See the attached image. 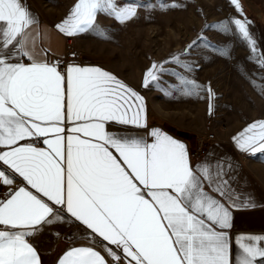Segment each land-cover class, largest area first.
Masks as SVG:
<instances>
[{
	"label": "snow or ice",
	"instance_id": "1",
	"mask_svg": "<svg viewBox=\"0 0 264 264\" xmlns=\"http://www.w3.org/2000/svg\"><path fill=\"white\" fill-rule=\"evenodd\" d=\"M231 3L240 10L238 0ZM140 6L78 0L57 29L68 36L98 30V14L123 23ZM232 23L255 52L247 21ZM36 24L22 0H0V146L9 149L0 152V162L41 194L25 186L0 201V264H41L27 237L50 222L52 205L64 206L92 233L122 250L125 259L131 258L127 264H233L230 208L251 205L225 206L205 190L215 186L220 196L227 195L222 169L218 166L213 174L207 164L193 168L185 145L159 130L150 133L152 143L108 133L105 122L110 121L146 127L142 98L99 68L69 66L65 75L56 65L35 59L28 48H35L31 29ZM21 55L31 63H20ZM162 71L153 64L145 86ZM180 79L184 85L193 83ZM66 122L73 125L67 136ZM50 133L53 137L43 141L46 150L19 143ZM235 140L242 151L264 152V121L249 125ZM0 182L11 185L13 178L0 171ZM262 240L238 237L242 254L235 264H257L258 258L264 264ZM106 250L114 261L121 259ZM58 264L106 261L93 248L79 247L66 251Z\"/></svg>",
	"mask_w": 264,
	"mask_h": 264
},
{
	"label": "rangeland",
	"instance_id": "2",
	"mask_svg": "<svg viewBox=\"0 0 264 264\" xmlns=\"http://www.w3.org/2000/svg\"><path fill=\"white\" fill-rule=\"evenodd\" d=\"M26 1L56 18L74 0ZM124 2L141 5L134 18H110L98 30L72 38L69 48L80 62L88 50L96 52L140 88L155 121L188 132L196 144L207 130L218 135L264 117V0H238L240 10L231 0L118 1ZM237 19L247 21L255 52L232 23ZM153 64L163 71L145 86ZM180 78L193 83L184 85Z\"/></svg>",
	"mask_w": 264,
	"mask_h": 264
},
{
	"label": "crops",
	"instance_id": "3",
	"mask_svg": "<svg viewBox=\"0 0 264 264\" xmlns=\"http://www.w3.org/2000/svg\"><path fill=\"white\" fill-rule=\"evenodd\" d=\"M118 1L119 0H117V2ZM22 2L38 21V24L34 25L31 29L32 35L36 37L35 48L33 49L31 45H29L28 48L35 59L56 65L58 70L65 75L69 66L99 68L116 77L117 80L142 98L144 111L141 113V119L146 122V127L138 128L134 125H121L114 121H110L105 122V130L108 133L125 137H142L148 143H152L154 138L150 133L153 130H159L163 134L185 145L190 165L193 168L207 164L213 174L218 166L222 169V176L228 182L227 195L220 196L216 192L215 186L211 189L206 186L205 190L208 191L210 195L221 200L225 206H229L232 202L242 205H251L250 207L230 208L232 213V227L227 231L231 238V259L233 264H235L237 254H242V249L239 248L237 243L238 237H264V166H262L264 152L242 151L238 147L235 138L254 122L264 121V117L248 121L236 129H232L230 132L225 133V131H220L218 133L220 139L212 141L203 156L198 158L194 157L192 155V149L196 144L195 138L187 134L188 132H176L165 124L155 121L150 114L148 100L140 88L133 82L119 75L114 69L104 64L98 59L96 52L93 53L91 50H88L84 53L79 64H69L66 67L59 65V61L66 54L67 39L78 38L92 31L89 30L87 32L68 36L57 29V25H60L69 16L73 6L78 0H74L68 8L56 18L47 17L26 0H22ZM124 3L128 4L130 2ZM110 18L113 17H109L105 14H98L95 24L98 26L102 21H108ZM19 62L25 65L31 63L28 57L23 55L19 56ZM133 101L134 98H132L129 103ZM135 110L134 108L133 111ZM130 115L131 112H129V116ZM63 126L65 127V133H63V135H71L72 133H70L68 129L73 125L66 122ZM53 135L54 134L50 133L47 137L26 138L19 143L21 145L32 144L38 149L46 150L47 145H45L43 141L46 138H52ZM80 136L81 138H87L84 137L83 134H80ZM38 141L41 143L37 144ZM7 150H9L7 147L0 146V152ZM0 171H4L9 177L13 178V183L11 185H5L0 182V201L6 200L11 193L25 186L34 194L38 196L41 195L36 193L35 189H31L30 185H26V181H24L22 177L13 173L11 169H9L7 165H3L2 162H0ZM229 197H231V200ZM44 199L46 200L47 198L45 197ZM49 204L51 205V202H49ZM52 206L54 208V215L49 218L50 222L39 225L38 231L27 237L28 242L36 249L41 264H58L59 259L66 251L71 248L79 247L93 248L104 257L106 264H112L113 260L112 257L109 256L106 248H110L117 252V254L121 256L120 260L122 264H127V262L131 260L130 257L125 259L122 250L117 249L115 245L108 244L97 234L92 233L86 225L76 220L75 217L68 213L64 206ZM244 242L248 243L249 241ZM260 246L264 247V240L260 242ZM131 264H135V261H132ZM257 264H260L259 258Z\"/></svg>",
	"mask_w": 264,
	"mask_h": 264
},
{
	"label": "built area",
	"instance_id": "4",
	"mask_svg": "<svg viewBox=\"0 0 264 264\" xmlns=\"http://www.w3.org/2000/svg\"><path fill=\"white\" fill-rule=\"evenodd\" d=\"M71 40L72 38L67 39L66 54L59 61V65L62 67H66L69 64H79L80 63V56L78 54H73L70 51L69 46L72 44ZM219 139L220 137L217 135V132L207 130L205 134L199 137L196 146L192 149V155L197 158L203 156L205 152L207 151L210 143L214 140H219ZM40 143H41L40 141L37 142V144H40ZM112 264H122V262L121 260H119L118 262L112 260Z\"/></svg>",
	"mask_w": 264,
	"mask_h": 264
}]
</instances>
